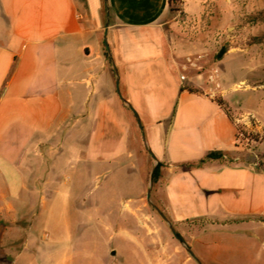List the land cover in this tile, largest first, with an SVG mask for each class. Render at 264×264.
I'll list each match as a JSON object with an SVG mask.
<instances>
[{
  "label": "crops",
  "instance_id": "crops-1",
  "mask_svg": "<svg viewBox=\"0 0 264 264\" xmlns=\"http://www.w3.org/2000/svg\"><path fill=\"white\" fill-rule=\"evenodd\" d=\"M171 19L169 0H0V209L16 212L26 180L51 179L61 160L83 164L81 178L136 162L140 200L149 149L163 165L155 201L190 257L264 264V164L228 163L237 114L179 70ZM211 151L224 161L187 168Z\"/></svg>",
  "mask_w": 264,
  "mask_h": 264
},
{
  "label": "rangeland",
  "instance_id": "rangeland-1",
  "mask_svg": "<svg viewBox=\"0 0 264 264\" xmlns=\"http://www.w3.org/2000/svg\"><path fill=\"white\" fill-rule=\"evenodd\" d=\"M172 10L168 31L179 70L202 82L213 98L225 94L237 114L241 133L229 163L246 160L259 167L264 164V0H176ZM222 47L228 51L216 61ZM144 158L147 184L140 200L132 199L142 172L134 161L126 171L109 163L81 178L83 164L61 160L51 179L26 180L31 193L23 201L10 199L16 212L0 209V264H197L181 230L155 201L156 183L147 201L155 164ZM5 201L0 196V208Z\"/></svg>",
  "mask_w": 264,
  "mask_h": 264
},
{
  "label": "trees",
  "instance_id": "trees-1",
  "mask_svg": "<svg viewBox=\"0 0 264 264\" xmlns=\"http://www.w3.org/2000/svg\"><path fill=\"white\" fill-rule=\"evenodd\" d=\"M169 4L171 6V12L173 11L172 8L173 6L176 5V0H169ZM177 11V10H175ZM228 49L226 47H222L220 48V50L217 52L216 56H215V60L219 61L223 58V56L227 53ZM107 55V53H105V56ZM180 91H187L190 94H202V91L198 88H196L195 86L191 85V84H184ZM213 100L215 101V103L217 105H219L223 111L229 116L231 117V111L229 110L228 106L225 104V102L222 100L221 97H214ZM236 131H237V135L238 133H241L238 126L236 127ZM236 135V138H237ZM224 154L220 151H211L208 152L202 159H200L196 164H189L187 165V168H198L201 167L205 162L210 161V160H218V161H224L223 158ZM263 161H264V155L260 157ZM229 163V161H228ZM162 164L161 163H157L154 167V169L152 170L151 174H150V178L152 180V183H156V181L158 180L159 176H160V171L162 168ZM177 235V239L181 240L183 243V239L180 236V234L176 233Z\"/></svg>",
  "mask_w": 264,
  "mask_h": 264
},
{
  "label": "water",
  "instance_id": "water-1",
  "mask_svg": "<svg viewBox=\"0 0 264 264\" xmlns=\"http://www.w3.org/2000/svg\"><path fill=\"white\" fill-rule=\"evenodd\" d=\"M104 44H105L107 50H109L108 45H107V42H106V38H105V37H104ZM115 72H116V70H115ZM118 83H119V80H118V78H117V79H116V90H117V94L119 95L121 101H122L123 103H125V104L127 105V107L132 111V113H133V115H134V117H135V120H136V122H137V125L139 126L140 130L142 131V126H141V122H140L139 116H138V115L136 114V112L131 108V106L128 105V104L126 103V101L122 98V96H121V94H120V91H119ZM147 152H148V154L150 155V157L155 161V165H156V164H157V161H156L154 155L152 154L151 150L148 149ZM155 165H154V167H155ZM154 167H153V169H154ZM151 184H152V180H151V178H150V180H149V187H148L147 192H146V199H147L148 202H149V197H150V192H151ZM160 215H161V214H160ZM161 216H162V215H161ZM162 218H163V216H162ZM170 230H171L172 235L177 239V235H176L175 231H174L172 228H170ZM177 240H178L179 243L183 244V242H182L181 240H179V239H177ZM185 250L188 252V254H189L191 257L194 258L192 252H191L187 247H185ZM194 259H195V258H194Z\"/></svg>",
  "mask_w": 264,
  "mask_h": 264
},
{
  "label": "built area",
  "instance_id": "built-area-1",
  "mask_svg": "<svg viewBox=\"0 0 264 264\" xmlns=\"http://www.w3.org/2000/svg\"><path fill=\"white\" fill-rule=\"evenodd\" d=\"M211 81H213V79H212ZM238 122H239V120H238V119H236V123H238ZM239 136H240V137H242V135H241V134H240ZM252 165H253L254 167H257V164H256V163H253Z\"/></svg>",
  "mask_w": 264,
  "mask_h": 264
}]
</instances>
